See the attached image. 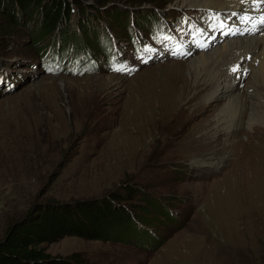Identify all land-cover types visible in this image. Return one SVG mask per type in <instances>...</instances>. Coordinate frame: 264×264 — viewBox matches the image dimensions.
<instances>
[{
	"label": "rangeland",
	"instance_id": "374dc122",
	"mask_svg": "<svg viewBox=\"0 0 264 264\" xmlns=\"http://www.w3.org/2000/svg\"><path fill=\"white\" fill-rule=\"evenodd\" d=\"M134 1L114 0L108 7H127L137 16L156 8L173 10L174 0L130 4ZM93 13L85 17L93 20ZM113 18L95 20L113 23ZM38 19L25 16L30 27L20 22L15 36L0 38V59L6 63L0 62V70L21 75L14 92L0 91V238L11 220L35 204L122 195L125 200H117L116 210L124 211L132 225L138 221L142 236L125 241V233L114 230L115 239L103 241L66 236L46 244V251L62 257L81 253L90 264H264V180L258 175L252 203L250 186L239 185L264 167L259 164L263 129L254 127L259 136L254 129L240 138V132L233 135L237 141L231 151L220 149V135L212 143L198 141L205 130L216 131L198 123L210 120L223 104L197 107L201 98L184 85L185 60L150 64L127 77L121 72L45 74L29 65L39 53L31 39ZM62 27L58 31L64 36ZM142 40L161 48L151 38ZM232 152L234 158L222 165H193ZM248 162L255 173L247 169ZM147 234L155 245L144 247Z\"/></svg>",
	"mask_w": 264,
	"mask_h": 264
},
{
	"label": "trees",
	"instance_id": "16d2710c",
	"mask_svg": "<svg viewBox=\"0 0 264 264\" xmlns=\"http://www.w3.org/2000/svg\"><path fill=\"white\" fill-rule=\"evenodd\" d=\"M85 1L71 0L74 2L72 5L68 0H0V38L9 40L15 36L17 31L14 28L20 22L24 27H30V22L25 20V16L37 15L39 19L35 23V27L31 26V39L38 51L42 49L41 44L47 41L52 49L51 55L62 57L67 49H73L75 53L90 52L94 55L97 63L100 61L104 63L105 56H107L103 46L105 38H102L98 31L102 32L101 23L108 21L99 20L108 19V15H112L114 22L110 23V21L107 24L120 30L126 24L123 20L125 12L121 8L116 9L112 4L108 7V4L114 0H96L95 5L89 6L85 5ZM155 3V0H137L130 4L155 5ZM102 8L104 9L101 10ZM89 10L95 13V15L92 14L93 20L85 17ZM95 18L99 20H95ZM68 23H70V28ZM74 24H77V27L72 28ZM61 25L66 26L61 28V30H66L64 36L71 35L72 39L65 38L60 34L58 30ZM9 27L14 30H10ZM21 50L27 52L28 48ZM2 53L3 48L0 46V55ZM61 57L58 58V61H52V64L48 62L47 65L59 70L63 69ZM77 63L81 64L82 62L78 61ZM86 66L93 68L95 64L90 61L86 63ZM99 74L98 70L97 75ZM66 76L69 75L66 74ZM84 76L94 75L84 74ZM124 198L122 195H116L114 198L91 201L66 203L49 201L29 207L24 214L8 223L0 238V264H90L81 253H71L66 257L51 255L46 251L45 246L66 236L90 241H103L110 239L113 230L116 235L118 232L119 236L122 235L121 233H125L123 236L125 241L132 239L134 234L142 236L145 231L140 228L139 223L137 224L138 221L135 222L136 225H132L130 217L125 216L124 211L116 210L119 203L117 200H125ZM162 213L161 216L164 219V214L168 213L166 210ZM142 221L144 224L148 223L147 219L143 218ZM147 235L150 239L151 236ZM149 239L146 244L152 245L155 240L149 243Z\"/></svg>",
	"mask_w": 264,
	"mask_h": 264
},
{
	"label": "bare ground",
	"instance_id": "6f19581e",
	"mask_svg": "<svg viewBox=\"0 0 264 264\" xmlns=\"http://www.w3.org/2000/svg\"><path fill=\"white\" fill-rule=\"evenodd\" d=\"M229 4L230 2L227 0H174L169 9L191 8L192 10H203L206 14L209 12V14L221 15L224 10L229 8ZM245 7V3L237 5L239 11H243ZM246 55L251 57L250 61L243 62V65L248 64L249 73L247 76L249 77L246 82L247 76L244 78L242 88H239L238 85L233 87V74L228 72V66ZM183 63L184 72L182 74L183 78L187 79L184 85L188 84L186 88L191 90L193 95L201 98V103L197 107L205 104L209 108L215 109L220 103L223 104L210 120L204 124L203 121L198 123L199 126L213 125L216 127L215 132L205 130L204 133H200L196 137L198 141L206 139L207 142L212 143L220 140L216 139V135H220L224 140L220 149L223 150L228 146L231 151L230 147L237 141L234 140L233 135L240 132L238 136L240 138L241 134H251L254 127H261L263 130L260 132L264 133V26L253 34L244 36L236 34L218 39V42L212 44L210 48L194 53ZM254 131L256 136H259L258 129L255 128ZM191 139L193 140V137ZM261 145L264 147V143ZM259 153L264 156L263 150ZM230 156L233 159L235 154L232 152L230 155H217L215 162L201 161L202 158H200L193 165L215 167L227 163ZM251 159L253 162L255 157ZM259 159L261 160L259 164H264V159L260 157ZM252 162L247 163V169L250 173H255L257 169ZM243 170H246V167ZM239 174L242 176V170ZM258 175L264 180V167H260L256 176L239 182L240 187L247 184L250 186V203L254 199L255 182Z\"/></svg>",
	"mask_w": 264,
	"mask_h": 264
},
{
	"label": "snow or ice",
	"instance_id": "6c2138e0",
	"mask_svg": "<svg viewBox=\"0 0 264 264\" xmlns=\"http://www.w3.org/2000/svg\"><path fill=\"white\" fill-rule=\"evenodd\" d=\"M261 3H264V0H261ZM262 22H264V21H262ZM214 38H215V37H213V39H214ZM239 70H240V66H239V65H237L236 67H233V68H232V72H233V73H238ZM117 71H119V69H117Z\"/></svg>",
	"mask_w": 264,
	"mask_h": 264
}]
</instances>
